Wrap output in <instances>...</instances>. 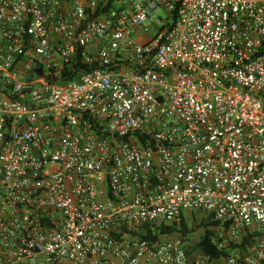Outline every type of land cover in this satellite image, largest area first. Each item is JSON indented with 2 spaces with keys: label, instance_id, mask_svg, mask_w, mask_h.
Wrapping results in <instances>:
<instances>
[{
  "label": "built area",
  "instance_id": "1",
  "mask_svg": "<svg viewBox=\"0 0 264 264\" xmlns=\"http://www.w3.org/2000/svg\"><path fill=\"white\" fill-rule=\"evenodd\" d=\"M257 232L264 0H0V264H264Z\"/></svg>",
  "mask_w": 264,
  "mask_h": 264
},
{
  "label": "trees",
  "instance_id": "2",
  "mask_svg": "<svg viewBox=\"0 0 264 264\" xmlns=\"http://www.w3.org/2000/svg\"><path fill=\"white\" fill-rule=\"evenodd\" d=\"M82 70L89 71L88 66H82L80 65ZM77 77V72L72 75V78L75 79ZM72 79V80H73ZM215 224H210L205 218H196L193 216L191 220L187 221L185 220L184 223L181 225V231L187 235L189 233L193 232L196 234L194 237H197L193 239L194 245H197L199 248H201L204 252L211 254L213 257H218L220 255L219 251L215 247V244L213 240L211 239L212 232L208 229L209 227L213 226ZM205 232L202 233L204 230ZM166 232H174L176 231V226L172 228H165ZM254 236H264V233H256ZM247 242V241H246ZM245 242V243H246ZM226 253V252H225ZM223 254V253H222Z\"/></svg>",
  "mask_w": 264,
  "mask_h": 264
},
{
  "label": "crops",
  "instance_id": "3",
  "mask_svg": "<svg viewBox=\"0 0 264 264\" xmlns=\"http://www.w3.org/2000/svg\"><path fill=\"white\" fill-rule=\"evenodd\" d=\"M141 41H146L147 38H139Z\"/></svg>",
  "mask_w": 264,
  "mask_h": 264
},
{
  "label": "water",
  "instance_id": "4",
  "mask_svg": "<svg viewBox=\"0 0 264 264\" xmlns=\"http://www.w3.org/2000/svg\"><path fill=\"white\" fill-rule=\"evenodd\" d=\"M39 72H40V73H42V71H41V70H40Z\"/></svg>",
  "mask_w": 264,
  "mask_h": 264
}]
</instances>
